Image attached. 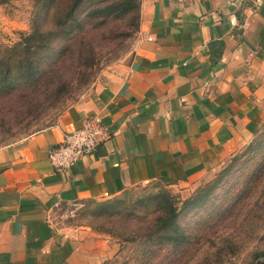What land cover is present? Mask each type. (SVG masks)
Masks as SVG:
<instances>
[{
  "label": "crops",
  "instance_id": "crops-1",
  "mask_svg": "<svg viewBox=\"0 0 264 264\" xmlns=\"http://www.w3.org/2000/svg\"><path fill=\"white\" fill-rule=\"evenodd\" d=\"M263 102L264 0H140L130 59L0 148V264H85L57 207L200 176L247 142ZM95 116L106 132L94 152L54 170L49 151Z\"/></svg>",
  "mask_w": 264,
  "mask_h": 264
},
{
  "label": "rangeland",
  "instance_id": "rangeland-1",
  "mask_svg": "<svg viewBox=\"0 0 264 264\" xmlns=\"http://www.w3.org/2000/svg\"><path fill=\"white\" fill-rule=\"evenodd\" d=\"M33 6L34 0H0V49L30 33ZM64 30L53 31V51L36 56L35 82L1 87L0 148L53 125L130 59L136 39L135 32L122 41L123 24L115 20ZM250 132L233 154L184 184L155 181L110 199L59 206L56 223L78 235L85 264L264 263V102ZM165 206L173 220L157 226Z\"/></svg>",
  "mask_w": 264,
  "mask_h": 264
},
{
  "label": "trees",
  "instance_id": "trees-1",
  "mask_svg": "<svg viewBox=\"0 0 264 264\" xmlns=\"http://www.w3.org/2000/svg\"><path fill=\"white\" fill-rule=\"evenodd\" d=\"M139 7L140 0H34L30 33L12 47L0 49V90L19 79L37 80L36 74L41 69H37L34 61L38 54L54 50L53 31L59 29L63 32L70 27L82 29L85 24L115 20L123 24L119 37L124 41L138 32ZM164 214L165 218L158 217L157 226L172 222L170 206H165Z\"/></svg>",
  "mask_w": 264,
  "mask_h": 264
},
{
  "label": "built area",
  "instance_id": "built-area-1",
  "mask_svg": "<svg viewBox=\"0 0 264 264\" xmlns=\"http://www.w3.org/2000/svg\"><path fill=\"white\" fill-rule=\"evenodd\" d=\"M106 129L99 117L86 119L81 127L68 132L61 144L53 147L48 154L50 165L56 171H63L85 157H89Z\"/></svg>",
  "mask_w": 264,
  "mask_h": 264
},
{
  "label": "water",
  "instance_id": "water-1",
  "mask_svg": "<svg viewBox=\"0 0 264 264\" xmlns=\"http://www.w3.org/2000/svg\"><path fill=\"white\" fill-rule=\"evenodd\" d=\"M261 264H264V263H261Z\"/></svg>",
  "mask_w": 264,
  "mask_h": 264
}]
</instances>
